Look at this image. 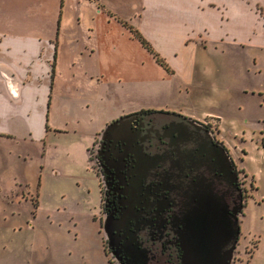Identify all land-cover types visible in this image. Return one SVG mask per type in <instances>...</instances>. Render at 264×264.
Masks as SVG:
<instances>
[{
  "label": "rangeland",
  "instance_id": "obj_1",
  "mask_svg": "<svg viewBox=\"0 0 264 264\" xmlns=\"http://www.w3.org/2000/svg\"><path fill=\"white\" fill-rule=\"evenodd\" d=\"M97 1L124 17L138 0H0V34L58 37L54 91L67 97L61 103L72 106V113L81 110L82 101L98 86L95 77L88 81L85 73L94 60L85 51L96 55L104 49L99 37L96 44ZM117 44L122 50L138 48L125 40ZM204 45L202 55L199 48L194 54L193 71L170 78L162 87L154 83L150 91L148 76L154 68L147 52L122 54V60L114 62L141 79L139 92L134 88L131 94L134 102L146 105L153 100L158 104L148 107L202 120L226 147L244 204L231 264H264V49L256 52L253 45L230 42ZM134 55L144 60L139 71L135 65V71L131 69ZM76 76L81 79L72 80ZM107 88L115 94H106L109 106L126 102L125 86ZM70 115L61 121L48 115L47 123L60 127ZM44 122H34L31 138L0 136V264H115L104 248L99 223V180L95 173H85L74 150L87 133L43 132Z\"/></svg>",
  "mask_w": 264,
  "mask_h": 264
},
{
  "label": "crops",
  "instance_id": "obj_2",
  "mask_svg": "<svg viewBox=\"0 0 264 264\" xmlns=\"http://www.w3.org/2000/svg\"><path fill=\"white\" fill-rule=\"evenodd\" d=\"M100 2V5L96 2L98 12L95 19L98 21L100 17V28L95 29V37L96 44L99 37L98 41L104 49L96 55L93 50L85 51L88 57H94L93 67L85 69L87 79L89 81L95 77L98 86L95 87V94L82 101L78 113H72L73 107L68 104L62 106V99L67 97H60L54 91L58 84L55 78L60 45L57 35L55 38L54 33H48L38 38L0 34V136L31 138L34 122L44 119L43 132L51 129L84 131L87 135L77 141L79 143L74 150L80 155L79 162L87 170L85 173L88 170L94 173L89 166L87 148L107 121L120 114L158 104L153 100L146 105L133 101L131 94H134V88L139 92L137 81L141 79L119 69L120 65L115 62L122 60V54L133 55L141 51L150 55L154 68L151 78L148 76L150 82L147 90L150 91L155 84L162 87L167 85L170 78L186 76L193 71L194 54L198 53V48L200 55L203 54L205 42L238 43L243 47L249 44L256 52L264 49V0H138L135 7L134 3L132 8L128 6L130 13L127 12L124 17ZM91 28L94 30L93 26ZM139 36L147 42L146 46ZM124 40L128 45L138 44L139 49L122 50L117 42L122 44ZM174 42L179 45L176 46ZM143 61L140 57L132 56L131 69L135 71L136 67L139 71ZM122 76L125 80H122ZM74 78L81 79L76 76L72 80ZM108 85L113 91L125 86L128 95L126 102L115 108L109 106L106 94H115L107 92ZM66 114H71L70 120L63 121L60 127L48 125V115L54 121H61ZM82 123L85 124L79 126Z\"/></svg>",
  "mask_w": 264,
  "mask_h": 264
},
{
  "label": "flooded vegetation",
  "instance_id": "obj_3",
  "mask_svg": "<svg viewBox=\"0 0 264 264\" xmlns=\"http://www.w3.org/2000/svg\"><path fill=\"white\" fill-rule=\"evenodd\" d=\"M125 114L129 116L122 130L101 131ZM180 114L184 115L154 108L120 114L98 130L87 148L89 166L100 184L97 212L101 231L105 218L115 220L108 226V236L103 232L104 248L115 264H181V246L175 233L180 223L174 226L175 202L162 185L167 181L162 174L170 166L169 161L178 152L180 156V143L176 141V131L161 130L184 127L194 138V143L188 142L187 147L196 144L199 150L204 132L209 135L210 148L222 143L204 121L192 117L200 123L193 122ZM128 132L134 135H126Z\"/></svg>",
  "mask_w": 264,
  "mask_h": 264
},
{
  "label": "water",
  "instance_id": "obj_4",
  "mask_svg": "<svg viewBox=\"0 0 264 264\" xmlns=\"http://www.w3.org/2000/svg\"><path fill=\"white\" fill-rule=\"evenodd\" d=\"M156 112L177 114L173 111ZM128 116H119L101 131L122 130ZM180 116L200 123L191 117ZM161 131H176V141L180 143L177 149L180 156L178 152L162 174L170 182L162 185L168 188L175 202L174 226L180 223L175 233L181 246V264H231L240 231L238 216L243 208V196L228 150L222 144L210 148L206 132L199 150L196 144L187 147L188 142L194 143V138L184 127L179 130L167 127ZM126 135L132 136L134 133L128 132ZM187 172L190 175H186ZM114 222L110 218L104 219L103 232L106 236L108 226Z\"/></svg>",
  "mask_w": 264,
  "mask_h": 264
},
{
  "label": "trees",
  "instance_id": "obj_5",
  "mask_svg": "<svg viewBox=\"0 0 264 264\" xmlns=\"http://www.w3.org/2000/svg\"><path fill=\"white\" fill-rule=\"evenodd\" d=\"M139 39H140V41L143 43V45H147V42L143 39V38H141V36H139ZM264 143V142H263ZM244 205V204H243ZM250 253V252H249Z\"/></svg>",
  "mask_w": 264,
  "mask_h": 264
}]
</instances>
